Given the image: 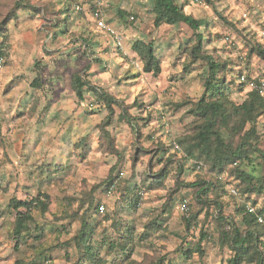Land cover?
I'll use <instances>...</instances> for the list:
<instances>
[{
    "label": "clouds",
    "instance_id": "clouds-1",
    "mask_svg": "<svg viewBox=\"0 0 264 264\" xmlns=\"http://www.w3.org/2000/svg\"><path fill=\"white\" fill-rule=\"evenodd\" d=\"M0 264H264V0H0Z\"/></svg>",
    "mask_w": 264,
    "mask_h": 264
}]
</instances>
